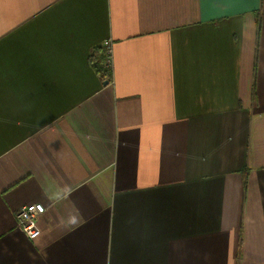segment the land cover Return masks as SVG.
Returning a JSON list of instances; mask_svg holds the SVG:
<instances>
[{
    "label": "crops",
    "instance_id": "obj_1",
    "mask_svg": "<svg viewBox=\"0 0 264 264\" xmlns=\"http://www.w3.org/2000/svg\"><path fill=\"white\" fill-rule=\"evenodd\" d=\"M0 264H264V0H0Z\"/></svg>",
    "mask_w": 264,
    "mask_h": 264
},
{
    "label": "built area",
    "instance_id": "obj_2",
    "mask_svg": "<svg viewBox=\"0 0 264 264\" xmlns=\"http://www.w3.org/2000/svg\"><path fill=\"white\" fill-rule=\"evenodd\" d=\"M112 39H107L101 45L104 55V65L110 70L112 68L114 47ZM46 207L43 204H29L20 208L16 215V227L22 231L27 239L36 240L41 236V228L39 226L41 215L45 214Z\"/></svg>",
    "mask_w": 264,
    "mask_h": 264
},
{
    "label": "trees",
    "instance_id": "obj_3",
    "mask_svg": "<svg viewBox=\"0 0 264 264\" xmlns=\"http://www.w3.org/2000/svg\"><path fill=\"white\" fill-rule=\"evenodd\" d=\"M103 48L96 51L95 55L91 58L92 64L96 69V72L101 78L111 80V70L104 65V55L102 53Z\"/></svg>",
    "mask_w": 264,
    "mask_h": 264
},
{
    "label": "water",
    "instance_id": "obj_4",
    "mask_svg": "<svg viewBox=\"0 0 264 264\" xmlns=\"http://www.w3.org/2000/svg\"><path fill=\"white\" fill-rule=\"evenodd\" d=\"M105 83H107V82H105Z\"/></svg>",
    "mask_w": 264,
    "mask_h": 264
}]
</instances>
